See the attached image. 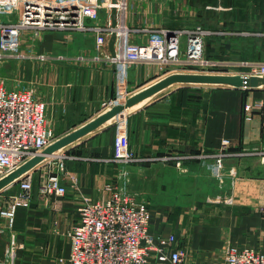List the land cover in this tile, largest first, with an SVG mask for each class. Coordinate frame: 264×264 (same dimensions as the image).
I'll return each mask as SVG.
<instances>
[{
  "label": "crops",
  "instance_id": "crops-1",
  "mask_svg": "<svg viewBox=\"0 0 264 264\" xmlns=\"http://www.w3.org/2000/svg\"><path fill=\"white\" fill-rule=\"evenodd\" d=\"M127 1L125 23L131 28L175 29L200 23L194 20L195 7L188 4H180V15L187 17L179 25L176 13L167 12L165 0ZM104 15L102 10L101 17ZM204 24L209 30L204 39L205 51L213 48V37L215 41L228 39L231 44L245 43L250 48L248 56H238L241 61H264L263 23L257 28L230 29ZM146 38L143 32L131 34L134 42ZM19 50L35 61L32 64L36 70L30 79L34 92L31 91L45 103V118L57 137L98 115L101 102L118 93L121 78H125L130 95L165 75V69L155 62L137 63L119 73L104 61L76 58L95 52L93 36L79 31L47 30L37 35L23 32ZM37 54L50 57L40 59ZM247 68L239 66L236 71ZM24 75V70L18 68L14 77L4 76L7 88L17 87L13 85L22 83L19 78ZM262 85L247 89L215 84L171 85L142 101L129 114V149L142 158L195 156L216 151L225 138L231 142V151L264 147ZM247 102L253 103L250 119L244 117ZM113 137L111 125L68 147L71 157L66 159L61 173L66 187L63 194L40 193L37 175L34 177L30 203L15 210L12 227L17 247L13 264H57L58 258L68 257L67 231L76 223L77 208L83 199H107L110 187L124 179L128 192L143 200L149 209V233L155 240L174 234L176 241L167 254L181 249L183 264H222L223 248L228 245L250 246L264 253L261 155L229 156L221 163L189 157L182 158L180 165L173 159L122 165L111 160ZM16 191V184L0 191V209ZM4 221L0 216V226ZM5 239L0 233V260ZM147 264L172 262L154 256Z\"/></svg>",
  "mask_w": 264,
  "mask_h": 264
},
{
  "label": "built area",
  "instance_id": "built-area-1",
  "mask_svg": "<svg viewBox=\"0 0 264 264\" xmlns=\"http://www.w3.org/2000/svg\"><path fill=\"white\" fill-rule=\"evenodd\" d=\"M127 4V0H0V59L22 55L19 38L23 32L37 35L47 30L79 31L84 36H93L95 52L76 58L104 61L119 73L137 63L155 62L165 69V75L173 72H215L264 78V61L207 59L204 56V39L209 30L199 25L175 29L127 26ZM113 5L116 9L114 26L111 24ZM102 10L105 13L103 18ZM135 32L146 33V40L140 43L132 41L131 34ZM112 33L116 36L114 54L108 48ZM49 57L47 54L39 55L40 59ZM239 66L248 68L236 71ZM238 88L247 89L249 86L243 81ZM129 93L125 78H121L118 93L101 102L100 112L123 104ZM252 111L253 103H245L246 119L251 118ZM44 112L45 103L35 98L31 90L7 88L4 77L0 76V177L34 156H45L12 183L19 191L10 194L6 206L0 209V216L5 220L0 226V233L6 238L0 264H13L17 247L12 227L15 210L17 206L30 203L34 177L37 175V190L42 194L61 195L66 190L61 182V173L66 159L71 157L67 149L74 142L57 152L44 154L43 149L57 138ZM131 112L122 109L116 113L111 124L114 126L111 160L119 164L173 159L180 165L182 158L189 157L210 158L221 163L229 156L250 154L261 155L264 159V147H243L231 151V142L226 138L216 151L200 152L195 156H135L129 149L127 132ZM110 190L107 199H83L77 208L78 219L67 231L70 242L68 257L58 258L57 264H147L154 256L160 260L170 259L172 264H183L181 249L167 254L176 241L174 234L155 240L149 233V209L143 200L135 199L128 192L126 179L119 185L111 186ZM223 254L222 264H264V253L250 246L228 245L223 248Z\"/></svg>",
  "mask_w": 264,
  "mask_h": 264
},
{
  "label": "rangeland",
  "instance_id": "rangeland-1",
  "mask_svg": "<svg viewBox=\"0 0 264 264\" xmlns=\"http://www.w3.org/2000/svg\"><path fill=\"white\" fill-rule=\"evenodd\" d=\"M180 4H188L191 7H195L196 14L194 20L200 22L198 24L193 23L191 26H186L188 28L199 25L205 30H208L203 26V22L205 26H211L217 29L257 28L260 27L262 23L264 24V0H165L164 6L167 7V12L171 14L176 13V17L179 18V25H182L184 24L182 22L187 16L183 14L180 15L182 11ZM213 42V48H210V50L207 49L205 51L204 47V56L214 61H241L243 59L238 58V56H248L250 51V48H248L245 43L231 44L228 39H217L215 41L214 37ZM19 52L22 55L0 59V76L9 78L14 77L18 68L19 70L23 69L25 75L23 78H19L22 83L18 82V85L15 84L13 86L22 89H32L33 91L34 87L30 84V79L33 77V73L36 70V66L33 67L32 64V62L35 61L27 59L28 56L21 51ZM39 55L41 54H37L38 57ZM35 85L36 84H34V86ZM180 173V175L185 174L182 172ZM4 243H6V239Z\"/></svg>",
  "mask_w": 264,
  "mask_h": 264
},
{
  "label": "water",
  "instance_id": "water-1",
  "mask_svg": "<svg viewBox=\"0 0 264 264\" xmlns=\"http://www.w3.org/2000/svg\"><path fill=\"white\" fill-rule=\"evenodd\" d=\"M115 2V0H112ZM111 24H116V9L111 7ZM115 34L112 33L108 40V48L111 54H114ZM249 87H256L259 84H264V78L249 76L242 77L239 74L215 73V72H173L162 76L153 83L141 88L140 90L130 94L123 104L114 105L104 111H101L91 120L78 126L77 128L57 137L51 144L43 149L44 154L54 153L64 148L71 143L83 138L89 133L95 132L98 129L110 126L114 121L116 113L122 109L134 111L141 102L151 97L155 93L175 84H215L228 87L238 88L243 84ZM44 155L34 156L7 174L0 177V191L11 185L22 176L24 173L32 169L36 164L44 159Z\"/></svg>",
  "mask_w": 264,
  "mask_h": 264
}]
</instances>
